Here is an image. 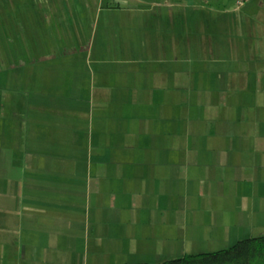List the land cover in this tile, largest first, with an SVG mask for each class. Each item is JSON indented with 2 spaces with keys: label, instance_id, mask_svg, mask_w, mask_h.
I'll list each match as a JSON object with an SVG mask.
<instances>
[{
  "label": "crops",
  "instance_id": "crops-1",
  "mask_svg": "<svg viewBox=\"0 0 264 264\" xmlns=\"http://www.w3.org/2000/svg\"><path fill=\"white\" fill-rule=\"evenodd\" d=\"M142 1L0 0V264H160L264 236V29L230 74L229 45L184 59L212 0Z\"/></svg>",
  "mask_w": 264,
  "mask_h": 264
},
{
  "label": "rangeland",
  "instance_id": "rangeland-1",
  "mask_svg": "<svg viewBox=\"0 0 264 264\" xmlns=\"http://www.w3.org/2000/svg\"><path fill=\"white\" fill-rule=\"evenodd\" d=\"M215 13H208L209 17L204 13L203 16L200 19L196 20H190L188 23V27L191 26L193 23L195 27H199L200 31L199 33L191 32L192 34L188 37L187 35H184V41H183V54L184 59H186V63L190 60L197 61L198 63L206 61L208 58L210 59H220L223 55V50L227 47V45L230 46L229 50L225 52V56L231 60L232 62L229 64L231 68L230 74H240L245 70H250L249 66L245 62H240L235 64V62L238 60L239 53L241 55H245L247 50L250 48H255L257 44V36L254 34V30L256 27H261L264 29V0H245L243 3V6H239L238 1L239 0H212ZM145 2H149L145 0ZM145 2H137L133 3L130 7L133 11H139L143 12L144 9H146V3ZM182 13L185 16H191V14H195L194 11H190L185 6L187 5L186 1H182ZM159 3V2H158ZM234 3V4H233ZM188 6V5H187ZM230 6L232 10H235L238 14L246 13L247 16L243 18L241 15H238L236 17L237 24L234 20L229 19V16H225V14L221 11L223 7ZM245 6V7H244ZM208 9L212 8L209 4L207 6ZM125 8V7H124ZM221 8V10H219ZM260 11V12H259ZM259 12V13H258ZM257 13V14H256ZM227 17V19H226ZM262 18V19H261ZM220 20L221 23L217 24L216 22ZM123 23L126 24V19L124 18ZM105 22V21H104ZM236 24V29L234 30V34L237 35L240 39H237L235 35H233V29L234 25ZM103 24H101L102 27ZM216 28V33L211 34L210 31L207 29V27ZM74 27V25H73ZM206 28V29H203ZM245 29L247 30V35H245ZM250 30L253 31V33L250 32ZM232 33V36H231ZM253 39L251 40V38ZM123 35L117 36V41L119 43L123 42ZM105 39V38H104ZM248 41V46L245 45V41ZM79 41V40H77ZM76 41V42H77ZM239 41V42H237ZM109 43L113 44L114 40L109 39ZM196 42L199 43L200 47L205 49V46L207 45L209 48V52H190L189 46L196 45ZM245 45V46H244ZM240 46H244L240 49ZM201 49V48H200ZM193 57V58H192ZM216 61V60H215ZM218 62V61H216ZM184 63V64H186ZM219 66V65H218ZM214 74V73H213ZM190 100L187 98V96L184 98V102H188ZM250 228V227H248ZM264 235V234H262ZM257 237V236H256ZM260 237V236H258ZM215 239V238H213ZM239 242V241H238ZM237 243V242H236ZM236 243L230 242V239L227 237H224L223 239H219L217 243H207L205 244H195V248L197 249V254H204V253H215L222 249H226L227 247H232ZM170 247H176L175 254L173 257H176L178 254L183 255V248L184 245L178 244V243H169ZM203 247V248H202ZM228 248V249H229ZM173 249V251H174ZM203 249V250H202ZM174 253V252H173ZM175 259H178L175 258ZM172 259V260H175ZM170 258H164V260H161L163 263L164 261H170ZM155 261V260H154ZM113 260L109 259L106 264H111ZM151 260H143L142 263H148L150 264ZM160 263V264H161Z\"/></svg>",
  "mask_w": 264,
  "mask_h": 264
},
{
  "label": "trees",
  "instance_id": "trees-1",
  "mask_svg": "<svg viewBox=\"0 0 264 264\" xmlns=\"http://www.w3.org/2000/svg\"><path fill=\"white\" fill-rule=\"evenodd\" d=\"M162 264H264V236L240 241L215 253L186 255Z\"/></svg>",
  "mask_w": 264,
  "mask_h": 264
},
{
  "label": "built area",
  "instance_id": "built-area-1",
  "mask_svg": "<svg viewBox=\"0 0 264 264\" xmlns=\"http://www.w3.org/2000/svg\"><path fill=\"white\" fill-rule=\"evenodd\" d=\"M244 2H245V0H239V1H238L239 6H243V5H244V4H243Z\"/></svg>",
  "mask_w": 264,
  "mask_h": 264
}]
</instances>
